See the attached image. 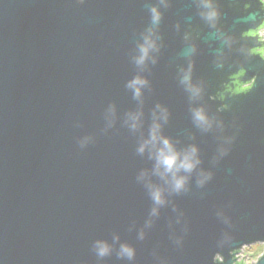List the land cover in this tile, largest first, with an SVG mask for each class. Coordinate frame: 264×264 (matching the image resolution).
Here are the masks:
<instances>
[{
	"label": "water",
	"instance_id": "1",
	"mask_svg": "<svg viewBox=\"0 0 264 264\" xmlns=\"http://www.w3.org/2000/svg\"><path fill=\"white\" fill-rule=\"evenodd\" d=\"M216 2L212 28L197 0H0V264H236L264 244V0ZM152 5L160 47L138 66ZM190 60L204 87L195 101L180 83ZM137 75L149 81L142 104L127 87ZM157 103L171 113L164 134L197 145L201 164L152 216L137 177L154 161L137 148ZM200 105L223 126L197 128ZM141 108L133 131L127 113Z\"/></svg>",
	"mask_w": 264,
	"mask_h": 264
},
{
	"label": "clouds",
	"instance_id": "2",
	"mask_svg": "<svg viewBox=\"0 0 264 264\" xmlns=\"http://www.w3.org/2000/svg\"><path fill=\"white\" fill-rule=\"evenodd\" d=\"M79 3H83L84 0H78ZM198 7L200 9L199 15L205 20L212 28H217L219 20L221 18L220 8L217 6L216 0H197ZM160 4L165 7L168 6V0H160ZM151 15V24L143 35V42L138 45L139 54L133 59L138 66L146 65L149 59L152 63L156 62L155 57L151 54L159 51V36L156 33V27L159 25L163 13L160 10V5H152L149 9ZM179 28V25H177ZM219 31V30H218ZM223 41L230 46V37H221ZM189 39V34L185 35V40ZM196 52V45L192 44L188 49L187 54L191 55ZM223 54L221 53L217 57V66L223 67L222 63ZM194 61H189L187 68L181 69L180 83L185 87V90L189 93V98L192 101L201 98L204 93V87L202 83H194L193 76ZM149 86L147 78L137 75L127 84V87L132 90L135 99L139 100L141 104L143 89ZM110 112L114 113L115 109L110 108ZM192 121L197 128L204 132H208L215 126H223L222 121H217L215 117L208 114L203 105L193 106L190 108ZM144 113L142 108L136 111L127 113L126 123L133 130H137L143 125ZM169 109L157 103L152 110V122L149 126L148 136L140 142L137 152L144 154L147 152L148 158L154 161L151 171L145 169L142 170L137 177L138 180L145 182V187L148 190L149 196L153 201L154 207L152 208L151 215H158L159 208L167 203L165 193H180L186 190L190 174L193 173L201 164L199 156V148L195 144L188 145L187 147L180 149L177 148L176 142H173L172 138L164 134V125L168 123L170 118ZM234 137L229 138V142ZM229 149L221 147L220 154L227 155ZM158 176L163 184H157L152 182L151 176ZM211 173H205L201 170L198 183L203 185L206 180L211 178ZM165 185L167 187H165ZM149 224L151 221L148 222ZM144 233L141 231L140 237L143 238ZM97 255L104 257L111 252V246L104 241H97L95 244ZM118 255L121 258H127L133 260L135 257V249L131 245L122 244L120 246Z\"/></svg>",
	"mask_w": 264,
	"mask_h": 264
},
{
	"label": "flooded vegetation",
	"instance_id": "3",
	"mask_svg": "<svg viewBox=\"0 0 264 264\" xmlns=\"http://www.w3.org/2000/svg\"><path fill=\"white\" fill-rule=\"evenodd\" d=\"M237 79H238V76L237 77H234L233 78V81H232V85L233 86H236L237 84H238V81H237ZM246 85H242L241 86V89H246ZM263 245V247H264V244H262ZM242 253V252H241ZM264 254V250H263V252L262 253H260L259 255H257V256H253V255H241V257H239L238 258V262H236V264H256L257 263V261H258V259L262 256ZM240 258H242V259H240ZM243 261V262H242Z\"/></svg>",
	"mask_w": 264,
	"mask_h": 264
},
{
	"label": "rangeland",
	"instance_id": "4",
	"mask_svg": "<svg viewBox=\"0 0 264 264\" xmlns=\"http://www.w3.org/2000/svg\"><path fill=\"white\" fill-rule=\"evenodd\" d=\"M262 33H264V31H262ZM263 250H264L263 245L258 243V244H254L250 247L245 248L240 255H243V254L244 255H250L251 254L253 256H257L260 253H262Z\"/></svg>",
	"mask_w": 264,
	"mask_h": 264
},
{
	"label": "built area",
	"instance_id": "5",
	"mask_svg": "<svg viewBox=\"0 0 264 264\" xmlns=\"http://www.w3.org/2000/svg\"><path fill=\"white\" fill-rule=\"evenodd\" d=\"M239 257H241V255H240ZM239 257H238V258H239ZM240 259H242V258H240Z\"/></svg>",
	"mask_w": 264,
	"mask_h": 264
}]
</instances>
